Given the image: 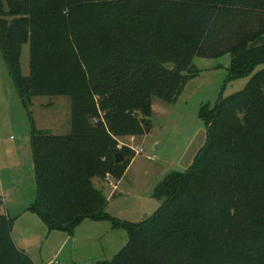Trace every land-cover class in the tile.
I'll return each mask as SVG.
<instances>
[{
	"label": "trees",
	"instance_id": "obj_1",
	"mask_svg": "<svg viewBox=\"0 0 264 264\" xmlns=\"http://www.w3.org/2000/svg\"><path fill=\"white\" fill-rule=\"evenodd\" d=\"M0 49L32 119L37 196L28 209L71 233L85 218H110L104 181L120 180L135 154L125 146L116 163L117 138L151 132L153 98L176 102L200 73L196 56L230 53V79L264 63V0H0ZM38 96L71 98L69 133L36 128ZM200 117L208 138L191 167L159 184L165 200L154 214L113 219L128 243L95 264H264V69L203 104ZM12 224L0 213V264H35Z\"/></svg>",
	"mask_w": 264,
	"mask_h": 264
},
{
	"label": "rangeland",
	"instance_id": "obj_2",
	"mask_svg": "<svg viewBox=\"0 0 264 264\" xmlns=\"http://www.w3.org/2000/svg\"><path fill=\"white\" fill-rule=\"evenodd\" d=\"M230 53L218 57L196 56L200 70L188 81L176 102L153 98V126L148 137L135 141L118 137L117 147L143 148L130 158L124 176L105 180L110 218H85L73 232L49 229L43 219L28 208L37 196L35 162L32 149V119L25 108L15 81L0 49V213L12 220V236L35 264H95L112 260L128 243L126 227L113 219L140 223L154 214L164 202L156 189L173 172H184L193 164L208 138V128L200 117L203 104L214 106L220 98L242 91L258 65L245 77L229 78ZM23 76L31 74L30 43H24L20 57ZM37 129L54 134L71 131V98L38 96L30 106ZM102 182L98 181L100 185Z\"/></svg>",
	"mask_w": 264,
	"mask_h": 264
},
{
	"label": "water",
	"instance_id": "obj_3",
	"mask_svg": "<svg viewBox=\"0 0 264 264\" xmlns=\"http://www.w3.org/2000/svg\"><path fill=\"white\" fill-rule=\"evenodd\" d=\"M114 156L116 163H122L125 161V156L119 148L114 150Z\"/></svg>",
	"mask_w": 264,
	"mask_h": 264
},
{
	"label": "built area",
	"instance_id": "obj_4",
	"mask_svg": "<svg viewBox=\"0 0 264 264\" xmlns=\"http://www.w3.org/2000/svg\"><path fill=\"white\" fill-rule=\"evenodd\" d=\"M129 138L133 142V141H135L136 136H129ZM130 147L137 153H142L143 152V148H138V147L137 148L136 147L133 148L131 145H130ZM109 184H111L112 186H116V184H114V182L112 180H110V179H109Z\"/></svg>",
	"mask_w": 264,
	"mask_h": 264
},
{
	"label": "crops",
	"instance_id": "obj_5",
	"mask_svg": "<svg viewBox=\"0 0 264 264\" xmlns=\"http://www.w3.org/2000/svg\"><path fill=\"white\" fill-rule=\"evenodd\" d=\"M142 137H143V136H142ZM145 137H148V134L145 135L144 138H145ZM128 138H129V137H128ZM136 138H137V136H136ZM129 139H130V138H129ZM135 140H136V139H135ZM130 141H131V140H130ZM110 185H111V184H110ZM116 185H117V183H116Z\"/></svg>",
	"mask_w": 264,
	"mask_h": 264
}]
</instances>
